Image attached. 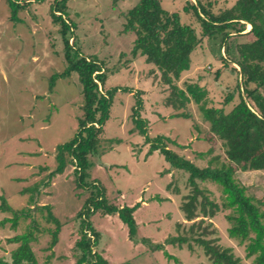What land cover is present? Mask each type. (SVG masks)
Listing matches in <instances>:
<instances>
[{
	"label": "rangeland",
	"instance_id": "1",
	"mask_svg": "<svg viewBox=\"0 0 264 264\" xmlns=\"http://www.w3.org/2000/svg\"><path fill=\"white\" fill-rule=\"evenodd\" d=\"M188 1L195 3L194 0H161L164 10L178 13L181 23L193 27L201 37V27L192 13L183 12ZM236 1L201 0V3L218 14ZM17 2L22 9L17 15L19 22H13L7 0H0V206L3 201L12 212L21 213L32 206L30 200H33L39 209L30 213L29 218L20 219L16 229L9 223L0 227V258L11 263V252L18 245L9 240L31 229L36 239L31 248L39 264H75L80 255L76 249L80 239L78 214L91 195V185L95 184L104 191L106 201L119 209L125 207L119 192L148 191L144 197L149 204L137 213L133 240L117 214L105 216L97 211L90 217L98 234L93 251L108 264H211L196 243L168 242L188 236L186 230L191 223L185 220L181 207L184 198L192 192L187 183L189 174L167 162L166 165L157 151L145 162L151 143L146 142L133 122L135 96L129 97L120 90L138 87L134 78L141 85L148 82L149 91L145 96L143 92L140 95L142 107L138 116L152 143L162 138L167 149L198 168L225 163L224 148L209 133V125L198 105L189 103L180 110L167 106L169 86L161 82L160 75L153 76L154 67L146 63L145 57L131 55L135 37L132 32L124 31L125 15L138 0H67L66 3V20L74 27V40L70 43L82 56L101 63L108 76L104 91L120 89L113 96L97 153L88 157L89 168L81 187L77 185L79 173L75 171V163L70 164L67 154L65 169L55 173L56 148L73 138L78 118L83 115L81 86L76 74L59 78L49 90L50 78L66 69L59 26L53 24L50 15L55 0ZM250 29L245 24L240 34H231L228 44L252 42ZM217 49V45L201 37L200 45L191 54L190 69L174 85L181 90L187 84L197 85L205 91L206 107L222 109L227 114L239 101L240 78L232 64L224 65L222 57L226 54L219 55ZM154 92L157 96L152 98ZM230 95L233 100L226 103ZM181 113L189 118L173 117ZM209 149L213 150L211 156L198 158V154ZM213 157L218 160L211 165ZM41 168L47 172L40 171ZM235 178L247 188L249 196L264 203V171H236ZM198 185L209 201L221 203L218 186L210 182H198ZM43 206H48L50 214L65 228L54 247H51L52 232L56 227L47 221L49 213ZM12 212L0 210V222L12 218ZM228 215L230 212L221 210L214 219L205 221L203 227L210 224V230H214V235L206 238H218L217 244L230 248L241 264H252L254 257L246 258L245 244L239 245L228 237L231 226ZM164 252L175 261L167 260Z\"/></svg>",
	"mask_w": 264,
	"mask_h": 264
},
{
	"label": "trees",
	"instance_id": "2",
	"mask_svg": "<svg viewBox=\"0 0 264 264\" xmlns=\"http://www.w3.org/2000/svg\"><path fill=\"white\" fill-rule=\"evenodd\" d=\"M17 1L7 0L10 19L13 22H19L17 15L22 9ZM194 1V4L188 1L183 12L192 13L201 27V37H206L211 44L217 45L219 55L226 54L222 57V62L224 65L232 64L235 67L233 71L240 78L237 85L239 101L227 114L222 109L206 107L203 101L205 91L197 85L187 84L185 90L174 85V81L179 80L180 75L190 69L191 54L201 43V37L197 35L195 29L190 25L182 24L178 13L164 10L161 0H138L125 15L124 31L132 32L135 37L131 55L145 57L146 63L154 67L152 73L156 71L160 75L161 82L171 89L166 105L180 110L189 103L197 104L203 120L209 125V133L221 142L227 161L221 165L217 163L215 167L198 168L192 162L167 149L161 142L162 138H157L152 143L143 128V121L138 116L142 107L140 98L142 92L118 88L104 91L108 78L105 70L100 62L84 57L74 49L73 43H70L71 39L74 40L72 35L74 27L66 20L67 0H55L50 15L53 24L59 26L66 69L63 73L55 74L50 78L49 90L53 89L59 78L65 79L76 74L83 101V115L78 118L76 133L69 142L56 148L58 167L55 173H61L68 161L70 164L75 163V171L79 173L76 179L77 185L79 187L84 185L85 171L89 168L88 157L97 153L103 127L110 117L114 94L119 90L133 93L135 96V105L132 108L133 122L139 133L146 137V142L151 143L146 156L157 151L173 168L184 170L189 174L187 183L192 192L184 198L181 207L185 220L191 223L186 230L188 236L171 239L168 242L179 245L196 243L203 249L204 255L211 264H241L240 259L234 256L230 248H223L217 244L218 238H206L214 235V230H210L212 227L210 224L203 227L207 219H214L221 210L228 211L230 215L227 216V221L231 225L227 230L228 237L238 241L239 245L245 244L246 258L254 257L252 264H264V210L262 209L264 203H258L249 196L247 188L235 178L236 171L242 173L264 171V96L262 95L264 0H237L231 8L218 14L207 10L201 0ZM245 24L250 26L249 33L254 40L228 44L231 34H240ZM232 100L233 96L230 95L226 103ZM173 117L189 118L184 113ZM66 154L70 156L68 161ZM212 154L213 150L209 149L205 154H198V158ZM216 160L218 158L213 157L210 164L213 165ZM198 182H210L218 186L222 196L221 203L209 201L204 196L205 192L199 188ZM91 186L96 192L91 190L90 197L78 214L80 239L76 243V249L80 255L75 264H108L100 254L93 251L97 246L98 234L90 222V217L97 211L103 215L117 214L127 227L129 239L133 240L136 234V223L133 218L136 206L116 208L106 201L104 191L97 189L95 184ZM198 197H201L200 202ZM30 202L32 206L20 213L12 212L11 208L2 201L0 210L4 213L12 212L13 217L2 220L0 227L9 223L13 229H16L20 219L29 218L30 213L39 209L36 207V201L30 200ZM43 208L49 213L47 221L56 227L52 232L51 247H54L57 239L61 238L60 234L64 228L50 214L48 206ZM31 225L34 229L33 223ZM35 241L31 229L10 239L9 243L18 246L11 252V263L0 258V264H39L31 248L32 242ZM164 256L167 260L175 261V258L166 252Z\"/></svg>",
	"mask_w": 264,
	"mask_h": 264
},
{
	"label": "crops",
	"instance_id": "3",
	"mask_svg": "<svg viewBox=\"0 0 264 264\" xmlns=\"http://www.w3.org/2000/svg\"><path fill=\"white\" fill-rule=\"evenodd\" d=\"M155 75H157L158 76V73L155 71L154 73H153V76H155ZM152 76V77H153ZM155 78V77H154ZM139 81V79L137 80V79H135L134 78V82L135 83H137V85H138V87H136L135 89H138V91H141V92H143L144 93V96H145V93H147L148 91H149V88H150V86H149V84H148V82H145V83H143L142 85H141V83L140 82H138ZM143 85H145V86H143ZM135 89L133 90V92H135ZM132 95H133V93H131ZM130 93H128V95H129V97L131 96L132 97V95H131ZM157 95L155 94V92L153 93V97L152 98H154V97H156ZM150 97V96H149ZM148 97V98H149ZM112 106H113V103H112ZM112 108V107H111ZM164 109H167V107H164ZM110 113H111V109H110ZM190 138V137H189ZM154 154H157L156 152H154ZM151 156V155H150ZM149 157V156H148ZM147 156L146 157H144V159H145V162H146V159L148 158ZM165 164L167 165V163L165 162ZM40 171H42V172H44V173H46L47 172V169L46 168H41V169H39ZM168 170H169V168H168ZM148 192V191H147ZM147 192H145V190H144V192H141L140 190H136V191H134L133 192V190L132 191H129L128 193L126 192V193H121V192H119L118 194H119V197H120V200H122L123 201V206H125V207H128V208H133L134 206H136V209H135V211L133 212V218H134V220H135V223H136V225H137V223H138V219H137V216H138V214L137 213H139V211L141 210V208H143V207H145V208H147L148 207V202H147V200L145 199V197H144V194L145 193H147ZM44 197V196H43ZM46 198H48V196L46 197ZM153 199V198H152ZM112 203H114L113 201H112ZM172 203H173V201L171 200V205L170 206H172ZM115 204H113V206H114ZM117 205V204H116ZM174 205V204H173ZM105 216H108V215H105ZM65 229V228H64ZM63 231H65V230H63Z\"/></svg>",
	"mask_w": 264,
	"mask_h": 264
}]
</instances>
